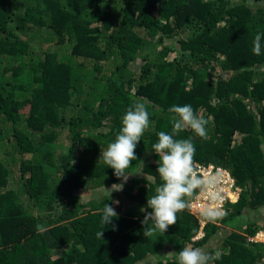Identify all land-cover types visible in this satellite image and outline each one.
<instances>
[{
  "label": "trees",
  "instance_id": "trees-1",
  "mask_svg": "<svg viewBox=\"0 0 264 264\" xmlns=\"http://www.w3.org/2000/svg\"><path fill=\"white\" fill-rule=\"evenodd\" d=\"M257 32L264 43V0H0V264H178L205 244L213 264H264ZM137 102L150 127L125 181L98 159ZM174 104L208 121L207 138L178 134L194 164L225 168L239 192L215 222L188 206L144 237L140 209L161 183L151 146Z\"/></svg>",
  "mask_w": 264,
  "mask_h": 264
},
{
  "label": "clouds",
  "instance_id": "clouds-1",
  "mask_svg": "<svg viewBox=\"0 0 264 264\" xmlns=\"http://www.w3.org/2000/svg\"><path fill=\"white\" fill-rule=\"evenodd\" d=\"M262 47H264V43L261 40V33L257 32L253 39V53L260 55ZM168 112L171 114V132H157L158 140L151 146L152 151L159 158L156 161V172L160 177L161 183L155 188V194L147 198L146 205L140 209L144 213L141 220L144 237H152L157 233L163 235L169 226L176 224L177 213L182 212L189 206L185 198L190 197L193 190L198 187V192L200 193L211 187L210 181L201 179V168L205 170L211 167L210 170L214 175L218 168L223 174H228V180L233 183L231 190L239 189L234 185L233 178L225 168L214 166L213 164H194L193 158L196 149L192 139L178 138V134L185 130H191V132L201 138H207L206 125L208 121L203 115L194 113L190 104L182 106L174 104L169 107ZM149 127V112L146 105L142 102H137L129 106L122 115L120 127L118 132L115 133L114 140L109 142L106 149L100 152L98 160H101L107 167L111 168L116 177H122L126 181L130 173L125 170L130 167L132 161L137 159L135 148L137 143L141 141L145 130ZM158 127L163 126L160 124L156 128ZM122 187L123 185H119L115 189L122 190ZM223 193L226 194V189L223 190ZM209 198L213 203L205 205L201 210V214L205 220L215 222L226 215V212L222 209L225 202L235 201L237 197L234 200L227 197L222 208L215 203L222 199L218 193L211 194ZM113 203L118 204V201ZM147 209H151V211H147ZM101 211L100 222L102 225H111V221L118 215L108 203H105ZM55 217L51 218L55 219ZM53 224H50L49 227ZM36 227L39 233L46 231L42 225H37ZM103 231L101 230L97 234L101 238ZM220 256L221 253L219 251L209 255L200 248L185 246L176 254L175 258L178 264H213V261L220 259Z\"/></svg>",
  "mask_w": 264,
  "mask_h": 264
},
{
  "label": "built area",
  "instance_id": "built-area-1",
  "mask_svg": "<svg viewBox=\"0 0 264 264\" xmlns=\"http://www.w3.org/2000/svg\"><path fill=\"white\" fill-rule=\"evenodd\" d=\"M210 168L211 167H209V169H207L208 171L205 175H203L202 171H201V175H202L201 179H204V180L211 182V187L204 190L201 193V196L203 197V199H208L211 194L218 193L219 196L222 198V199L217 201V203H219L218 206L220 207L221 204L224 203V201L226 200L227 197L231 198L228 193H226V194L223 193V190L229 189V188L232 189L233 183L231 180H228V174H223L222 172H220V170L218 168L216 169V171H217L216 174L213 175L212 178H210V172H211ZM259 233H261V232H259ZM259 233L256 234V237H255L256 239H257V235ZM259 236H264V234L261 233Z\"/></svg>",
  "mask_w": 264,
  "mask_h": 264
},
{
  "label": "rangeland",
  "instance_id": "rangeland-1",
  "mask_svg": "<svg viewBox=\"0 0 264 264\" xmlns=\"http://www.w3.org/2000/svg\"><path fill=\"white\" fill-rule=\"evenodd\" d=\"M202 170V174H206L207 173V169L203 170V168H201ZM201 174V173H200ZM213 173L210 172V178L213 177ZM238 187V186H237ZM238 192H239V189H235V190H231L230 188L229 189H226V193H228L231 197L232 200H234V198H236L238 196ZM213 203V201L210 200V198L208 199H203V197L201 196V193L200 192H197L193 198L191 199V201H189L188 205H189V209L196 213L197 215L201 214V210L202 208L205 206V205H208V204H211ZM218 206L219 203H217V201L215 202ZM222 205L220 206V208H222ZM219 207V206H218ZM223 209V208H222ZM252 212L250 211L249 215H251ZM261 233H259L257 235V239L263 241L264 240V236H259ZM256 237V236H255ZM65 246V245H64ZM207 246L208 245H204L203 247H201L200 249L204 252H207Z\"/></svg>",
  "mask_w": 264,
  "mask_h": 264
},
{
  "label": "crops",
  "instance_id": "crops-1",
  "mask_svg": "<svg viewBox=\"0 0 264 264\" xmlns=\"http://www.w3.org/2000/svg\"><path fill=\"white\" fill-rule=\"evenodd\" d=\"M258 240V239H257ZM261 241V240H260Z\"/></svg>",
  "mask_w": 264,
  "mask_h": 264
}]
</instances>
